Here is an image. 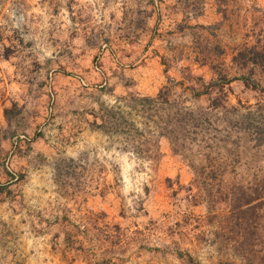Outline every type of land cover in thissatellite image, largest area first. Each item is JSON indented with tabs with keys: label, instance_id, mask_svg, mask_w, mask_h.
I'll use <instances>...</instances> for the list:
<instances>
[{
	"label": "rangeland",
	"instance_id": "374dc122",
	"mask_svg": "<svg viewBox=\"0 0 264 264\" xmlns=\"http://www.w3.org/2000/svg\"><path fill=\"white\" fill-rule=\"evenodd\" d=\"M0 264H264V0H0Z\"/></svg>",
	"mask_w": 264,
	"mask_h": 264
},
{
	"label": "crops",
	"instance_id": "0c3cea01",
	"mask_svg": "<svg viewBox=\"0 0 264 264\" xmlns=\"http://www.w3.org/2000/svg\"><path fill=\"white\" fill-rule=\"evenodd\" d=\"M157 56H134L132 67L128 69V83L132 89L145 93H154L162 87L167 79L165 71Z\"/></svg>",
	"mask_w": 264,
	"mask_h": 264
}]
</instances>
